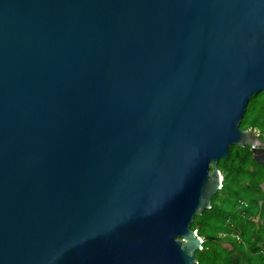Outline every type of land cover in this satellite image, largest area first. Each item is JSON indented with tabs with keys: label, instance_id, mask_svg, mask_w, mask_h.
<instances>
[{
	"label": "water",
	"instance_id": "water-1",
	"mask_svg": "<svg viewBox=\"0 0 264 264\" xmlns=\"http://www.w3.org/2000/svg\"><path fill=\"white\" fill-rule=\"evenodd\" d=\"M259 92L264 0H0V264H196Z\"/></svg>",
	"mask_w": 264,
	"mask_h": 264
},
{
	"label": "trees",
	"instance_id": "trees-1",
	"mask_svg": "<svg viewBox=\"0 0 264 264\" xmlns=\"http://www.w3.org/2000/svg\"><path fill=\"white\" fill-rule=\"evenodd\" d=\"M238 128L256 131L264 145V92L249 97ZM216 168L221 188L211 196L210 208L190 224L202 240L201 249L194 252L196 264H264V164L253 161L248 147L230 146ZM220 233H236L239 241L217 237Z\"/></svg>",
	"mask_w": 264,
	"mask_h": 264
},
{
	"label": "built area",
	"instance_id": "built-area-1",
	"mask_svg": "<svg viewBox=\"0 0 264 264\" xmlns=\"http://www.w3.org/2000/svg\"><path fill=\"white\" fill-rule=\"evenodd\" d=\"M240 204L245 205L243 202H240ZM225 236L232 237V238H234L236 241H239L238 236H237L236 233L229 234V235H227L226 233H220V234L217 235V237H219V238H223V237H225ZM262 255L264 256V252H262Z\"/></svg>",
	"mask_w": 264,
	"mask_h": 264
},
{
	"label": "rangeland",
	"instance_id": "rangeland-1",
	"mask_svg": "<svg viewBox=\"0 0 264 264\" xmlns=\"http://www.w3.org/2000/svg\"><path fill=\"white\" fill-rule=\"evenodd\" d=\"M254 132L257 133L256 131H254ZM241 202H243V201H241ZM243 203H244V202H243ZM252 220H253V222H255V223L257 222V220H256L255 218H253ZM229 234H230V233H228L227 235H229ZM200 239H201V238H200ZM223 245H225V244H223Z\"/></svg>",
	"mask_w": 264,
	"mask_h": 264
}]
</instances>
